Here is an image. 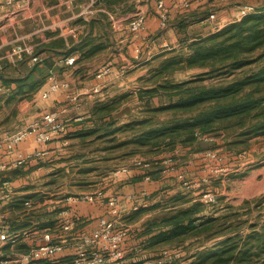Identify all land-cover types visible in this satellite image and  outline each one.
<instances>
[{
    "label": "trees",
    "instance_id": "trees-1",
    "mask_svg": "<svg viewBox=\"0 0 264 264\" xmlns=\"http://www.w3.org/2000/svg\"><path fill=\"white\" fill-rule=\"evenodd\" d=\"M131 2L95 0L94 6L124 12L132 7ZM252 7V11L216 30L186 34L178 49L156 55L162 59L149 71L135 96L146 98L147 103L155 95H166L170 100L149 104L138 117L121 121L120 114L113 112L133 93L123 92L95 103L87 119L91 125L75 130L74 136L84 147L97 143L89 152L99 155L84 159L88 153H76V158L92 163L80 172L96 170L101 177L108 176L118 163L136 157L152 167L144 168L147 171L142 175L151 179L163 171V160L168 159L171 165L201 150L202 135L219 136L223 141L220 146L238 153L252 137H264V0H257ZM190 68L201 71L184 80H169L175 71ZM55 180L53 177L48 183ZM201 189H195L198 193L194 196L191 191H177L163 203L139 206L127 213L123 221L130 223L148 210L164 208L159 217L131 229L130 237L137 240L129 249L122 248V264H141L146 257L138 251H158L185 240L199 244L189 255L193 257L189 264H264V220L238 221L230 205L213 208L214 202L200 201ZM12 199L5 208L16 209L23 217L15 216L19 222L11 221L10 231L26 229L32 219L39 221L41 229L51 228L52 212H44L46 219L40 221L39 213L23 208L22 197ZM129 234L128 229L126 237Z\"/></svg>",
    "mask_w": 264,
    "mask_h": 264
},
{
    "label": "crops",
    "instance_id": "crops-1",
    "mask_svg": "<svg viewBox=\"0 0 264 264\" xmlns=\"http://www.w3.org/2000/svg\"><path fill=\"white\" fill-rule=\"evenodd\" d=\"M154 1L132 0L130 9L114 12L104 8L100 11L91 10L90 0H12L10 4L0 0V54L4 55L13 42L23 41L32 44L35 54L40 58L36 63H32L26 55L12 61L3 59L0 67V132L21 129L47 111L55 112L65 129L45 144H37L32 135L25 137L16 145L15 152L27 153L37 148L43 150V155L22 166L8 167L3 175L14 189L10 199L22 197L24 201L34 193L39 196L42 200L40 221L46 219L42 216L44 210L52 212V221H55L62 208L75 211L78 215L76 225L65 234L69 241L82 232H89L95 226L97 218L105 213L104 204L69 202L65 199L67 195L59 197L56 193L47 196V192L39 190L36 185L56 184L48 182L61 166V159L65 158L63 146L72 145L74 141L75 144L78 143L74 131L91 125L87 119L93 105L123 92H130L135 96L139 89L137 84L129 89H123V84L142 76L141 72H137L141 55L147 60L170 48L178 49L184 35L206 34L212 31V23L222 27L234 20H226L225 17L226 14H233L232 7L225 6L218 12L212 10L217 0H193L187 8L180 7L177 0H164L170 9L171 18L161 27L155 14ZM138 6L146 11V25L142 36L132 35L127 28V19ZM111 12L114 16H110ZM210 12H214L213 20L207 18ZM135 48L140 50L137 58ZM68 51L70 52L67 53ZM68 55L75 56L71 65L64 63V58ZM49 75L57 80L67 81L70 91L76 93L75 100L67 99V91L64 89L41 98L39 92L45 88L44 81ZM117 86L121 87L120 91L112 94ZM94 87L99 91H93ZM14 155V151L6 152L0 148V162L9 163ZM193 156H196L193 161L195 164L202 154L198 152ZM131 160L132 158L117 165H128ZM260 162L264 161L260 160L256 164H261ZM146 171L144 168L131 167L128 173L118 179H111L109 175L100 176L105 194L114 193L121 199V207L126 211L123 217L131 211L130 205L137 201L141 192H148L142 200L146 205L140 204L142 207L163 203L165 198L177 191L188 192L187 189L183 191L175 188V173L158 174L156 178L145 180L142 175ZM128 195L134 199L127 198ZM10 199L0 200V212L4 214L2 221L8 226L11 221L19 222L15 219L16 215L19 219L23 217V214H18V210L5 208ZM163 210L164 208L148 210L137 220L130 222L132 224H125L138 229L146 219L159 217ZM38 222L36 219L30 220V224L26 226L28 236L20 239L13 246L14 250L26 251L33 244L35 237L43 230L37 226ZM53 224L50 229H53ZM136 240L126 237L122 244L123 250L129 249ZM9 249L7 244L3 246L4 251Z\"/></svg>",
    "mask_w": 264,
    "mask_h": 264
},
{
    "label": "built area",
    "instance_id": "built-area-1",
    "mask_svg": "<svg viewBox=\"0 0 264 264\" xmlns=\"http://www.w3.org/2000/svg\"><path fill=\"white\" fill-rule=\"evenodd\" d=\"M95 0H90V8L93 11L103 10L102 7L94 6ZM193 0H177V3L182 8L190 6ZM5 4H10L12 0H3ZM250 4L242 5L236 12L235 18L239 19L244 14L252 11ZM155 14L159 26H165L171 18V12L164 0L154 1ZM114 16V13H109ZM214 14L210 12L207 18H212ZM146 25V11L139 6L134 9L132 14L127 19L128 31L135 36H142ZM220 28L214 25L212 30ZM135 57L140 54L138 48L134 49ZM28 56L32 63L40 60L39 56L34 52V46L23 41H15L10 46L8 51L0 54V67L3 59L12 61ZM75 61L74 55H68L64 58V63L67 65L73 64ZM45 88L39 94L41 98H47L51 93L59 90H66V98L75 100L76 93L70 91V85L65 80H57L53 75L46 77L44 81ZM1 90V87H0ZM93 91H99L97 87ZM64 131V123L58 118L53 111H47L41 114L40 118L29 122L25 127L16 131L3 130L0 132V148L6 152L15 153L14 158L9 163L0 162V200H8L14 194V189L9 180L3 175L8 167H19L29 162L32 159L40 158L43 155V150L33 149L30 152L22 153L15 152L16 145L28 135H32L37 144H45L53 137L61 134ZM202 141H212V136L202 135L199 137ZM202 157L205 159H214L215 151L212 148H207L202 152ZM169 160L162 161L163 164L168 163ZM131 167L147 168L149 163L141 158H134L130 164L118 165L111 169L109 177L111 179H118L123 174L128 173ZM165 171V170H163ZM145 180L149 176L144 177ZM186 185V182H183ZM145 197L147 194H145ZM129 199L134 197L128 195ZM69 202H100L105 206V213L97 218L95 226L89 232H82L75 237L70 247H67L66 233L71 231L78 220V215L75 211L66 208L60 209L54 221L53 229H43L40 234L35 237L34 242L26 251H16L13 246L20 239H25L28 236L26 229L18 231H10L9 226L5 224L2 219L4 214L0 212V264H38L45 262V264H122L123 250L122 244L127 236V229L122 228L120 224L121 199L114 194L106 195L103 187L96 188L88 192H80L76 194H69L65 198ZM199 200L204 203L215 202V195L211 192H203L199 195ZM145 206V201L141 203ZM25 210L36 208L35 203L30 199H25L22 202ZM140 205L132 203L130 210H134ZM8 245L9 250L4 251L3 246ZM182 252L179 250L170 251L166 248H161L160 253L151 264H170L171 260H176L177 264H189V259L182 257ZM143 261L141 264H146Z\"/></svg>",
    "mask_w": 264,
    "mask_h": 264
},
{
    "label": "rangeland",
    "instance_id": "rangeland-1",
    "mask_svg": "<svg viewBox=\"0 0 264 264\" xmlns=\"http://www.w3.org/2000/svg\"><path fill=\"white\" fill-rule=\"evenodd\" d=\"M236 1H239L240 3L238 4ZM225 3L227 4L224 5ZM255 3L256 0H217L212 6V10L214 12H218L220 8H224L225 6L232 7L233 14L225 15L226 20H231L235 18L236 12L242 5L250 4L254 6ZM237 4L238 6L235 7ZM213 19L214 16L209 18V20ZM214 25L216 24L212 23L211 28H213ZM144 57L145 56L141 55V58L138 62L139 68L137 69V72H141L142 76L137 78V80L133 78L129 81H125L123 84V89H129L133 87V84H137L136 86L138 88L142 87L144 84V78L147 77L149 71L154 69L162 59V57H156V55L150 57L147 60ZM198 71H201V69L190 68L181 71L178 70L169 76V80H184ZM126 72L127 70L123 73L125 74ZM120 89V86L115 87V89H113L115 91H113L112 94H118ZM145 99L146 98L139 100L134 95L130 96L120 103L119 107L113 113L114 115L116 113L120 114V118L118 119L120 121L129 117H138L143 113L145 107H147L149 104L157 105L170 100L171 97H167L166 95H155L152 97L149 103L144 101ZM164 116L165 115L163 114L161 115V117ZM65 132H67V130ZM63 134L65 135V133ZM222 142L223 141L219 136L212 135V141H203V143H201L205 146H199L201 150L188 154V156L184 159H177L176 162L171 165L169 162L163 164V170L165 171H162L161 174L168 175L171 172L175 173V179L173 178V183L176 184V189H181L183 191L187 189L188 191H192L191 193H198V190L195 191V189L201 187V193L204 191L213 193L215 195V202L212 204L213 208L219 207L220 205H230L233 208V211L237 212L238 216L236 219H239L238 221L246 220L248 222L253 220H264V162H260L261 164H256L260 160L264 161L263 136L255 137L254 139L250 140L247 147L239 153L220 146ZM73 143L74 144L72 145L63 146V150H65L63 157H65V160L59 162L61 163V166H59L57 171L54 173L56 184L46 186L44 184L40 185L39 183L36 185V188L39 190L47 192V196L50 193H56L59 197H63L64 195L88 192L98 187H102L100 180L101 177L96 170L86 173L80 172L83 167H88L90 164H92L88 161L83 162L84 159H90L91 157H96L99 155L91 154L92 152H89L91 149L97 147L98 144L95 143L84 147V145L81 146L79 143L75 144V141ZM207 148H212L215 151V158L205 159L204 157L199 156L198 162L193 164V161L196 158V156H193V154L198 152L203 154L202 152ZM76 153H88V156H86L87 158L84 159H78L74 156ZM131 158L134 159V157ZM197 167H199V169H197ZM148 168L151 169L152 167L150 166ZM38 178H40V176ZM183 182H186V185H184ZM147 193L148 192H145V194ZM145 198L144 192H141L135 203L140 205L142 200ZM29 199L35 203V206L38 205L36 208H33L29 211H33L35 214L40 213L42 200L39 199V196L34 193L33 197L30 196ZM45 211L47 210H44L43 213ZM121 212V227L126 228L127 230L129 229L130 234L128 237H130V235L132 236L131 229H133V227L130 228L128 226L129 224H125L123 221L122 217L126 211L122 210ZM156 216L159 215L157 214ZM71 242L72 241L67 239V247H70ZM210 243L211 241L207 242V244ZM198 245V241L185 240L182 244L177 246H163V248H166L170 251H181L183 255L182 257L189 259L190 262L193 261V257L190 258L189 255L197 250L196 247ZM138 252L146 257V264H151L155 261V259H157L160 249L158 251L141 250ZM154 255L155 257L152 258ZM170 264H177V262L176 260H171Z\"/></svg>",
    "mask_w": 264,
    "mask_h": 264
}]
</instances>
